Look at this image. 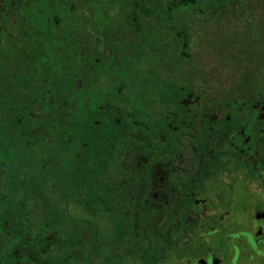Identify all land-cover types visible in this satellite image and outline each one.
Segmentation results:
<instances>
[{
    "label": "flooded vegetation",
    "instance_id": "af4514ba",
    "mask_svg": "<svg viewBox=\"0 0 264 264\" xmlns=\"http://www.w3.org/2000/svg\"><path fill=\"white\" fill-rule=\"evenodd\" d=\"M150 38L162 42L165 65L148 64L153 55L149 44L145 52H129L137 60L148 55L145 66L113 69L129 72L130 81L118 78L114 92L104 94L113 98L99 106L94 119L98 129L86 133L84 144L85 150L93 142L96 150H123L130 156L128 162L109 165L121 209L115 214L151 218L146 231L151 243L145 245L149 258H137L135 245L119 239L106 243L101 264H264V68L243 67V78L255 80L249 73L257 72V82L242 84L239 106L229 92H217L232 86L222 82L217 68L166 62L172 54L167 43L176 40L174 35ZM0 71V221L7 224L21 205L33 219L42 214L45 199L37 192L25 193L23 187L50 186L45 190L50 200L56 199L57 172L63 159L65 166L71 164L73 149L70 134L64 146L58 139L55 116L46 139L40 138L42 130L32 115L26 120L30 84L12 83L9 77L17 72L24 80L23 67ZM138 79L141 91L133 96ZM107 127L112 131L102 134ZM23 224L11 230L21 234V243L7 242L9 228H0L5 240L0 242V258L6 264L56 262L52 236L42 237L35 222Z\"/></svg>",
    "mask_w": 264,
    "mask_h": 264
},
{
    "label": "trees",
    "instance_id": "16d2710c",
    "mask_svg": "<svg viewBox=\"0 0 264 264\" xmlns=\"http://www.w3.org/2000/svg\"><path fill=\"white\" fill-rule=\"evenodd\" d=\"M89 1L98 4L87 6L88 0H0V69L23 67L24 80L17 72L9 77L12 83L30 84L27 98L32 101L25 107L26 120L32 115L31 120L42 130L40 138L46 139L55 116L58 139L64 146L66 134H70L73 149L71 164L65 166L63 159L57 172L56 199L48 196L50 186L46 190L40 184L23 187L25 193L37 192L45 199L39 208L42 214L33 219L27 215V202L25 208L15 203L22 214L15 213L16 208L11 210L9 221H0V228H9L7 242L21 243V234L13 235L12 226L35 222L42 237L50 235L57 244L52 264H70L69 259L71 264H101L106 243L119 239L135 245L137 258L148 257L150 250L145 245L151 239L146 231L151 218L127 219L115 214L121 209L115 201L109 165L128 162L130 156L123 150H96L93 142L87 145L91 150L84 145L86 133L98 129L94 119L99 106L113 98L104 94L114 92L118 78L130 81L129 72L113 69L145 66L148 55L137 60L129 52H145L149 44L153 65L155 57L163 62L162 42L150 36L174 35L176 40L167 43L172 54L166 62L174 61L175 67L217 68L222 82L232 84L228 91L218 88L217 92H229L239 106L242 84L257 82V72L249 73L255 80L243 78V67L264 68V0ZM21 2L25 7L13 6ZM210 27L217 28L216 33H227L220 41V55L205 51L204 42L215 33ZM130 35L131 40L123 39ZM3 76L0 71V79ZM9 191L13 193L14 188ZM28 208L34 211L38 207ZM0 264L6 263L0 258Z\"/></svg>",
    "mask_w": 264,
    "mask_h": 264
},
{
    "label": "rangeland",
    "instance_id": "374dc122",
    "mask_svg": "<svg viewBox=\"0 0 264 264\" xmlns=\"http://www.w3.org/2000/svg\"><path fill=\"white\" fill-rule=\"evenodd\" d=\"M124 1H126V0H116V3H123ZM86 4H87V6H92V5H95V4L97 5L98 1H95V2L91 1L90 2L88 0V2ZM190 8L191 7L185 8V10H188ZM208 30L209 31L214 30V32H215V31H217V28L210 27ZM226 35H227L226 32H221V33H219V32L216 33L215 32V33H212L211 36L208 37V40H207L208 42L207 41L204 42L205 51L207 53L213 54L214 56L220 55V48H221L220 41H222L221 38L225 37ZM224 40H225V38H224ZM148 63L150 65H153V61L152 60H148ZM143 64L145 65V63H143ZM154 65L163 67L165 65V63H162V62H160L158 60H155L154 61ZM132 91H133V96H136L141 91L140 80L139 79L135 82ZM126 92H127V90H125V93ZM111 131H112L111 127H107L104 131H102V134L103 133L104 134H109Z\"/></svg>",
    "mask_w": 264,
    "mask_h": 264
}]
</instances>
